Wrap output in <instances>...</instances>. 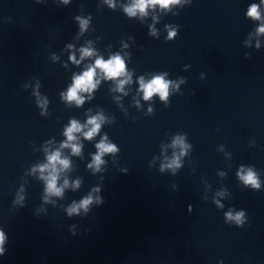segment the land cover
I'll use <instances>...</instances> for the list:
<instances>
[{"label": "water", "instance_id": "1", "mask_svg": "<svg viewBox=\"0 0 264 264\" xmlns=\"http://www.w3.org/2000/svg\"><path fill=\"white\" fill-rule=\"evenodd\" d=\"M136 3L0 0V264H264V0Z\"/></svg>", "mask_w": 264, "mask_h": 264}, {"label": "clouds", "instance_id": "2", "mask_svg": "<svg viewBox=\"0 0 264 264\" xmlns=\"http://www.w3.org/2000/svg\"><path fill=\"white\" fill-rule=\"evenodd\" d=\"M169 2L170 0H137V3L132 8L126 9V11H128L129 14H135L136 10L143 12L148 3L151 4L160 3L162 6H167ZM251 14L258 18V13L255 6L252 7ZM260 31H264V28H261ZM84 54L90 55L91 53L85 50ZM95 67L103 71L108 78H117L123 75L125 69L124 62L119 56H115L108 61H103L102 59H98L96 61ZM94 76H95V68H90L88 71L84 72L82 76L77 77L74 81V86L69 90L68 99L69 100L76 99L77 103H81L82 101L78 98L77 95L78 90L90 91L91 89H93L95 87V84L93 82ZM123 83L124 81H121V85ZM141 89L144 91L145 99H150L153 96V94L156 93H159L161 98L165 99L167 97L168 83L165 82L162 77H156L147 84L141 81ZM88 123L93 125L92 129L87 133H85L86 137L90 139L99 129V124L96 123V118L90 119ZM80 128L81 126L76 121H72L71 126L66 130L65 133L69 141L75 139L73 133L80 131ZM97 147L101 150V152L113 150V146H107L104 145L103 143L97 145ZM73 150L79 151L78 147L76 146H73ZM49 159L51 162H53V166H54L55 162L59 160V153L57 152L53 154ZM95 159L97 163L100 162L99 156H97ZM59 162L61 164H64L65 167L67 166L66 161H59ZM55 179H56L55 176H53L49 187L54 189L58 193L59 189H55ZM246 181L255 184L253 174L249 173L248 176L246 177ZM90 202H91L90 199L85 200L82 202V205L86 207L87 204ZM71 211H76V209L73 208L70 210V212ZM3 243H4V234L0 232V245H2ZM2 252H3V248L0 247V253Z\"/></svg>", "mask_w": 264, "mask_h": 264}]
</instances>
